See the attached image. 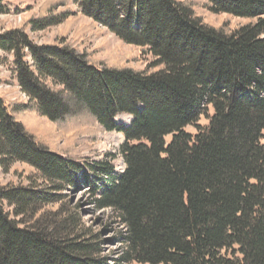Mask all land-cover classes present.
Listing matches in <instances>:
<instances>
[{"label":"trees","instance_id":"trees-1","mask_svg":"<svg viewBox=\"0 0 264 264\" xmlns=\"http://www.w3.org/2000/svg\"><path fill=\"white\" fill-rule=\"evenodd\" d=\"M205 1L246 22L211 27L179 0H72L150 54L145 69L65 41L37 45L21 28L0 33L29 97L0 96V161L33 170L28 184L0 186V264H264V0ZM35 108L51 122L41 136L18 118ZM82 115L124 136L121 173L73 154ZM79 172L94 208L124 229L116 256L63 193L81 188Z\"/></svg>","mask_w":264,"mask_h":264},{"label":"rangeland","instance_id":"rangeland-1","mask_svg":"<svg viewBox=\"0 0 264 264\" xmlns=\"http://www.w3.org/2000/svg\"><path fill=\"white\" fill-rule=\"evenodd\" d=\"M191 6L194 14L202 21L215 28L229 30L242 25L246 20L233 17L227 14H214L206 4L205 0H179ZM0 33L11 29L21 28L26 32L29 39L37 45L55 44L65 41L72 43L80 51H86L96 61L113 60L122 65L131 66L135 69H145L152 60L150 54L144 53V49L126 44L118 39L113 33L99 24H95L90 18L80 12L79 7L72 0H0ZM57 16L59 23L49 25L43 29H33L31 20L43 17ZM56 18V19H57ZM24 59L30 61L27 50L23 51ZM16 63L12 52L0 48V96L8 102L27 103L28 95L23 92L16 78ZM32 116V117H31ZM19 120L26 122L28 127H34L37 135H42L43 130L51 122L35 109L27 110ZM33 118L40 123H35ZM131 117L129 115H117L115 121L119 124H127ZM207 120L201 116L198 124L204 125ZM80 136L73 143L74 155L88 160L108 161L115 174L124 169V160L120 146L124 136L118 131H104L95 124L88 115H82L79 119ZM187 131L195 132L196 127L188 126ZM33 132V133H34ZM67 136L56 139L63 143ZM169 140V137H166ZM264 143V139H262ZM89 172L88 168L83 169ZM32 168L25 163L15 161L3 165L0 161V186L5 184H28L32 175ZM82 172H79L78 182L81 185L77 191L65 190L69 204L78 206L85 227H90L100 234L101 247L105 255L116 256L122 247V234L124 229L109 210H97L94 208L88 196V187L81 179ZM6 210H11L4 202Z\"/></svg>","mask_w":264,"mask_h":264}]
</instances>
